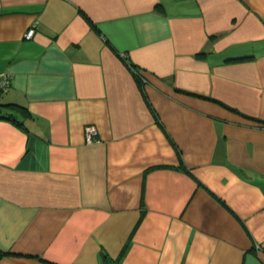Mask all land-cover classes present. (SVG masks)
Listing matches in <instances>:
<instances>
[{
    "label": "crops",
    "instance_id": "0c3cea01",
    "mask_svg": "<svg viewBox=\"0 0 264 264\" xmlns=\"http://www.w3.org/2000/svg\"><path fill=\"white\" fill-rule=\"evenodd\" d=\"M1 74L0 264H264V0H0Z\"/></svg>",
    "mask_w": 264,
    "mask_h": 264
},
{
    "label": "built area",
    "instance_id": "2783aa9c",
    "mask_svg": "<svg viewBox=\"0 0 264 264\" xmlns=\"http://www.w3.org/2000/svg\"><path fill=\"white\" fill-rule=\"evenodd\" d=\"M34 33H35L34 29L31 28L25 33L24 38L27 40L31 39ZM9 85H10L9 75L1 74L0 75V92H6L9 88ZM84 137H85V142L89 145L99 142L97 130L93 126H87L85 128ZM256 248L259 249L260 247L257 245Z\"/></svg>",
    "mask_w": 264,
    "mask_h": 264
},
{
    "label": "trees",
    "instance_id": "16d2710c",
    "mask_svg": "<svg viewBox=\"0 0 264 264\" xmlns=\"http://www.w3.org/2000/svg\"><path fill=\"white\" fill-rule=\"evenodd\" d=\"M85 19L88 21L87 17H85ZM131 68H133L135 70V72L137 73L136 71V68L134 66H131ZM138 75V74H136ZM2 92H0L1 94ZM1 111V110H0ZM1 113V112H0ZM0 118H2L1 114H0ZM4 255V253H1L0 252V258ZM103 260L105 261L106 264H114L111 259H109L105 254L103 255Z\"/></svg>",
    "mask_w": 264,
    "mask_h": 264
}]
</instances>
